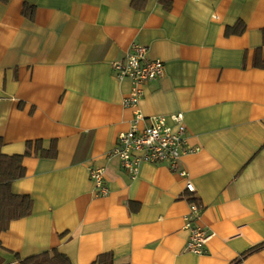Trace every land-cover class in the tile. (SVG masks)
<instances>
[{"label": "crops", "instance_id": "1", "mask_svg": "<svg viewBox=\"0 0 264 264\" xmlns=\"http://www.w3.org/2000/svg\"><path fill=\"white\" fill-rule=\"evenodd\" d=\"M132 43L164 63L142 114L182 112L196 147L133 179L110 153L133 117L112 62ZM0 153L22 155L10 191L32 199L0 232V264L53 248L70 264H264V0H0ZM190 202L213 233L197 254Z\"/></svg>", "mask_w": 264, "mask_h": 264}, {"label": "built area", "instance_id": "2", "mask_svg": "<svg viewBox=\"0 0 264 264\" xmlns=\"http://www.w3.org/2000/svg\"><path fill=\"white\" fill-rule=\"evenodd\" d=\"M148 46L132 43L123 60L112 62V68L119 79H129L131 87L122 101L126 107L133 108V117L129 128L117 135V141L110 153L114 154L124 169L133 179L143 162L163 163L171 169L177 167L183 154L196 150L187 143V127L182 112L166 115L144 116L139 108L144 93V85L161 76L164 63L160 59L148 57ZM182 174H185L182 171ZM89 178L96 194H106L104 168H89ZM185 188L193 192L194 185L187 181ZM202 207L190 202L189 211L184 215V225L189 228L186 248L192 252L202 253L208 240L213 236L196 221Z\"/></svg>", "mask_w": 264, "mask_h": 264}, {"label": "trees", "instance_id": "3", "mask_svg": "<svg viewBox=\"0 0 264 264\" xmlns=\"http://www.w3.org/2000/svg\"><path fill=\"white\" fill-rule=\"evenodd\" d=\"M22 13L29 18L33 17L31 6L24 4ZM22 155H5L0 153V232L5 230L10 221L28 216L32 210V199L28 195L14 194L10 191L11 182L24 175L21 164ZM262 244L254 248L261 247ZM0 243V248H1ZM21 264H70L69 258L56 248L25 257ZM90 264H118L109 253H102ZM232 264H237L235 261Z\"/></svg>", "mask_w": 264, "mask_h": 264}]
</instances>
